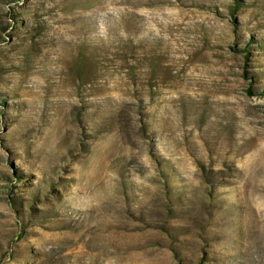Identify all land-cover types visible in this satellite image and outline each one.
<instances>
[{
  "label": "rangeland",
  "instance_id": "obj_1",
  "mask_svg": "<svg viewBox=\"0 0 264 264\" xmlns=\"http://www.w3.org/2000/svg\"><path fill=\"white\" fill-rule=\"evenodd\" d=\"M0 264H264V0H0Z\"/></svg>",
  "mask_w": 264,
  "mask_h": 264
}]
</instances>
